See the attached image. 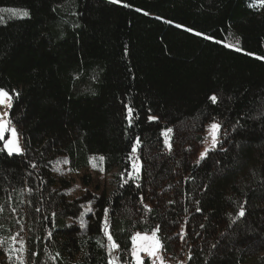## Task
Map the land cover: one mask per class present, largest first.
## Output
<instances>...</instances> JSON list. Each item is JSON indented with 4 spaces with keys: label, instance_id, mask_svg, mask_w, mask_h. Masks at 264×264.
Listing matches in <instances>:
<instances>
[{
    "label": "trees",
    "instance_id": "1",
    "mask_svg": "<svg viewBox=\"0 0 264 264\" xmlns=\"http://www.w3.org/2000/svg\"><path fill=\"white\" fill-rule=\"evenodd\" d=\"M0 9L30 13L0 19V88L23 149L8 155L0 140V241L23 232L26 264H134L132 235L159 226L167 261L264 264L259 0H0ZM211 122L219 141L199 159ZM92 156L117 170L114 186L69 200L52 162L77 170ZM88 203L85 223L69 224Z\"/></svg>",
    "mask_w": 264,
    "mask_h": 264
},
{
    "label": "rangeland",
    "instance_id": "2",
    "mask_svg": "<svg viewBox=\"0 0 264 264\" xmlns=\"http://www.w3.org/2000/svg\"><path fill=\"white\" fill-rule=\"evenodd\" d=\"M3 16H12L8 12H2L0 13V19H2ZM15 17H23V16H15ZM3 107V109H1ZM5 112H8V108L6 106L0 105V114H3ZM7 119V117H5ZM208 123L205 125L204 128V139L202 143L201 153L205 151V149L212 148L211 144V133L209 131L210 125L212 124ZM216 123V122H215ZM11 126H13L11 124ZM14 127V126H13ZM170 129V128H169ZM165 129L162 132V136L164 139V143L166 139L168 140V143L170 141V134L168 133L167 136L164 135ZM11 133L5 132L4 139H3V145L4 141L10 139ZM219 141V138H218ZM19 144L21 146L20 137H19ZM166 146V143H165ZM167 147V146H166ZM22 148V147H21ZM168 148V147H167ZM6 151V150H5ZM7 152V151H6ZM100 156H92L89 160L88 166L73 170L70 168L68 161L64 157L56 158L52 162V174L57 179H63L65 181H68L70 183V187L66 190V195L69 200L74 199L82 195L86 190L92 191V192H101V191H108L114 186V175L117 174V170H113L111 172H105L103 169L102 160L100 159ZM132 171H131V177L133 180H136L138 178V173L134 172L133 170V164L136 163L140 166L139 161L136 159L135 154L132 155ZM140 170V167H139ZM92 210V206L90 203L85 204L83 206V212L81 216L78 219H70L68 220L69 224H75V225H83L85 223V216L90 213ZM24 231V229H23ZM154 231V230H153ZM145 232L141 233L142 235L146 234L148 236L152 235V232ZM139 233V232H137ZM136 233L132 235L135 236ZM16 238V241L14 242L11 238H8L4 240V243H2L3 246V255L0 258V264H18V261L20 259H23L26 261V252L18 251L21 248V243H23V246L26 247L25 244V236L23 232H18L14 236ZM17 249V251H10L11 249ZM132 248H133V241H132ZM132 254V252H131ZM141 257L148 258L150 260V263L153 264V260H155V264H186L185 257L180 259L179 261L173 262V261H167L161 251V248L158 250V255L161 259H156L155 257H149L147 253L141 252ZM133 258V256H132ZM133 263L135 264V260L133 259Z\"/></svg>",
    "mask_w": 264,
    "mask_h": 264
},
{
    "label": "snow or ice",
    "instance_id": "3",
    "mask_svg": "<svg viewBox=\"0 0 264 264\" xmlns=\"http://www.w3.org/2000/svg\"><path fill=\"white\" fill-rule=\"evenodd\" d=\"M110 2L112 3H118L119 0H110ZM259 4L261 7H264V0H259ZM255 6V5H253ZM2 12H8L10 15L12 16H23V17H28L30 15V13L27 10H17V9H0V13ZM147 15V13H145ZM171 23V22H169ZM179 27V25H178ZM188 31H192V29H187ZM195 35L197 36H201L202 33H195ZM209 38L210 37H206ZM239 50V49H237ZM18 95V94H17ZM211 100L213 102H216L217 97L215 95H213L211 97ZM12 97L9 95V93L7 91H5L4 89L0 88V105L6 106L8 109H11L12 107ZM132 114H133V110L131 108H128V119H129V123H131V118H132ZM8 113L5 112L3 114H0V140L4 139V134L5 132H10L11 133V137L8 140L4 141V145H3V149L2 150H6L8 155H12V154H17V155H22L23 154V149L21 148L20 144H19V134L16 130L15 127L11 126L12 122L10 119H5V117H7ZM149 121H152L154 119H157L156 117H152L149 116L148 117ZM220 128L221 125H219L218 123L213 122L210 125V133H211V144H212V148H215L217 146L218 143V138H219V132H220ZM172 129H167L164 133L165 136L168 135V133H171ZM137 144H139V140H137L136 142ZM166 146L170 149L171 145L170 143H168V140L166 139L165 141ZM136 147H133V152H136ZM211 149H205L204 152L201 153L200 158L199 159H204L207 156L208 151H210ZM101 160H103V157L100 158ZM139 165L134 163L133 164V170L134 172L138 173L139 172ZM2 210V209H0ZM197 211H199V209H197ZM245 215V209L243 206L240 207L239 211L237 212V218H242ZM105 227L107 228V221H105ZM159 232V226H157L156 230H154L152 232L151 236H148L146 234L142 235L141 233H136L135 236L132 237V241H133V248H132V256L133 259L135 260V264H144V260L141 257L140 253L144 252L147 253V255L149 257H155L156 259H161L158 255V250L160 248H162V244L157 236V233ZM106 235L108 237L109 241H112V236L110 233L106 232ZM11 239L15 242L16 238L15 237H11ZM0 243H3L2 241H0ZM21 243V248L18 251L21 252H26L27 249L25 246H23V243ZM112 247L116 248L118 247L115 242L112 243ZM215 247V246H213ZM10 251H17V249L13 248ZM33 255H35V253H33ZM18 264H26V261L23 259H20L18 261ZM111 264V262H110ZM153 264H155V260H153Z\"/></svg>",
    "mask_w": 264,
    "mask_h": 264
},
{
    "label": "built area",
    "instance_id": "4",
    "mask_svg": "<svg viewBox=\"0 0 264 264\" xmlns=\"http://www.w3.org/2000/svg\"><path fill=\"white\" fill-rule=\"evenodd\" d=\"M1 109H3V107Z\"/></svg>",
    "mask_w": 264,
    "mask_h": 264
}]
</instances>
